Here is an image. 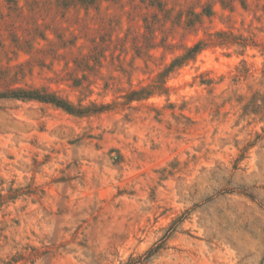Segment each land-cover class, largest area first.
<instances>
[{"label":"rangeland","instance_id":"rangeland-1","mask_svg":"<svg viewBox=\"0 0 264 264\" xmlns=\"http://www.w3.org/2000/svg\"><path fill=\"white\" fill-rule=\"evenodd\" d=\"M0 264H264V0H0Z\"/></svg>","mask_w":264,"mask_h":264},{"label":"trees","instance_id":"trees-1","mask_svg":"<svg viewBox=\"0 0 264 264\" xmlns=\"http://www.w3.org/2000/svg\"><path fill=\"white\" fill-rule=\"evenodd\" d=\"M27 96H23L24 98L27 97L28 99H37L43 102H47V103H52L66 111H70L68 108V106H66L65 102H62L60 100H57V98H54V96H37L35 93L36 92H22Z\"/></svg>","mask_w":264,"mask_h":264}]
</instances>
